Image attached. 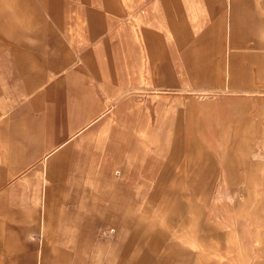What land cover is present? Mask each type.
<instances>
[{
  "label": "crops",
  "instance_id": "0c3cea01",
  "mask_svg": "<svg viewBox=\"0 0 264 264\" xmlns=\"http://www.w3.org/2000/svg\"><path fill=\"white\" fill-rule=\"evenodd\" d=\"M31 1L37 11L42 7L64 23L73 18L77 28L89 26L86 43L90 48L86 53L93 55L103 73L96 75L99 79L102 75L98 90L87 87L78 93L75 103L61 110L53 109V118L48 113L49 119L32 138L28 149L16 136L22 134L18 125L28 121L34 108L18 113L10 102L0 99V116L5 117L0 123V139L8 143L9 172L16 171L17 164L37 160L43 173L41 178L37 170L25 173L8 193L0 195V213L5 215L0 217L1 226L14 233L15 243L12 251L8 250L13 256L9 254L2 263L49 264L52 253H63L71 264H199L202 258L176 241L179 234L175 230H167L157 218L146 213L154 204H170L162 196L176 194L172 188L161 186L160 150L154 145L161 130L173 128L171 117L178 114V108L165 109L149 93L151 89L164 90L172 85L186 87L188 83L221 80L218 58L212 60L207 52L197 54L194 50L197 43L207 42L212 30L210 52L216 56L219 51L217 22L212 29L196 36L194 33L202 21L198 4L210 0H122L121 5L117 0ZM255 1L243 0L257 14ZM16 2L17 6H11L16 13L11 10L7 14L23 12L18 7L20 0ZM165 2L173 6L166 16L159 11ZM3 3L0 19L6 15ZM229 3L233 15L232 43L242 48L264 47L263 37L252 29L260 19L249 16V28L240 34L243 20L236 17L239 0ZM103 9L115 15L104 14ZM37 17L41 19L40 15ZM20 27L14 29L16 38L4 41L14 55L20 47L36 48L17 39L18 33L26 30ZM30 28L34 34L45 30L42 23ZM78 45H82L80 40ZM165 47L169 49V61L163 65L152 60L149 71L155 51ZM232 56V68L227 72L231 89L247 90L254 72L237 63L239 54ZM242 56L249 58L251 54L245 52ZM84 57L79 55L81 60ZM199 62L207 69L200 76L194 73ZM7 63L11 68L16 61ZM256 136L258 144L264 145L262 134ZM4 163L5 152L0 149V173ZM66 173L93 177L89 200L81 179L70 177L75 186L66 191L64 204L58 203V190L60 183L66 181ZM257 263L264 264V260Z\"/></svg>",
  "mask_w": 264,
  "mask_h": 264
},
{
  "label": "rangeland",
  "instance_id": "374dc122",
  "mask_svg": "<svg viewBox=\"0 0 264 264\" xmlns=\"http://www.w3.org/2000/svg\"><path fill=\"white\" fill-rule=\"evenodd\" d=\"M16 1L0 2L6 13L5 18L0 19V29L3 24L7 27L0 31V88L3 92L0 99L10 102L18 113L34 108V116L18 125L22 134L16 136L18 142L28 149L32 138L45 126L48 113L49 118H53V109L61 110L75 103L79 100L78 93L87 87L98 90L102 75L100 79L96 75L100 76L103 70L94 62L93 55L86 53L90 48L86 43L89 26L79 29L73 18L65 21L66 25L42 7L40 12L37 11L31 0H20L21 6L18 7L23 12L13 14L16 12L11 6H17ZM229 2L210 0L209 3H199L202 21L194 32L196 36L208 28L212 29L217 22V55L210 52L213 47L212 30L208 33L207 42L197 43L194 50L197 54L207 52L212 60L218 58L221 80L210 84L188 83L186 87L172 85L164 90L151 89L149 93L152 100L162 103L165 109L178 108V114L171 117V125L175 124L173 128L161 130L154 145L160 150L161 186L172 188L176 194L161 197L171 206L154 204L146 213L157 218L167 230H175L179 234L175 237L176 241L202 258L199 264L215 261L256 264L264 260V145H259L256 140V135L260 133L264 138V47L242 48L232 43L230 23L233 15ZM116 3L121 5L122 0ZM239 3L236 17L243 20L240 34L241 30L249 28V16L258 17L260 22L252 29L264 40V0L254 2L257 14L247 2L239 0ZM169 8L173 6L165 2L159 6V11L166 16ZM11 10L13 13L7 14ZM102 11L115 15L108 9ZM39 15L41 19L37 17ZM186 16L190 20L188 14ZM40 22L45 30L34 34L30 27ZM28 24L30 27H26ZM16 26L26 29L18 33L17 39H24L36 48L20 47L15 56L4 41L16 38ZM79 40L82 45H78ZM168 50L165 47L155 51V57L148 64L149 71L153 66L152 60L163 65L169 61ZM245 52H249L251 57L242 56ZM235 53L240 56L236 59L237 63L254 72V78L246 85L247 90L231 89L227 72L232 68V55ZM80 54L85 56L83 60L79 58ZM11 60L16 61L15 67L8 68L7 62ZM203 71L207 69L199 62L194 67V73L200 76ZM124 75H129L127 67ZM33 100L36 102L33 103ZM4 119L0 116V123ZM0 149L5 152V168L0 173V195L8 193L12 185L22 180L29 171L37 170L42 177L41 164L37 160L17 164L16 171L10 173L8 143L1 139ZM65 176L66 181L60 183L58 190V203L64 204L66 191L75 186L70 177L81 179L86 188V200L90 199L91 175L66 173ZM71 206L76 207L75 204ZM0 217L3 219L5 215L0 213ZM1 225L2 222L0 264H3L4 258L9 254L13 256L8 250L12 251L15 243L14 233ZM8 243L12 246L8 247ZM61 254L52 253L49 264H71L68 256Z\"/></svg>",
  "mask_w": 264,
  "mask_h": 264
}]
</instances>
